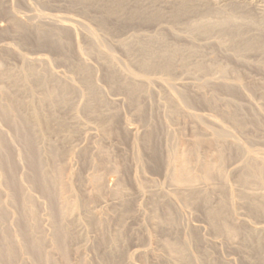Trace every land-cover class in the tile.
Wrapping results in <instances>:
<instances>
[{
    "label": "bare ground",
    "instance_id": "obj_1",
    "mask_svg": "<svg viewBox=\"0 0 264 264\" xmlns=\"http://www.w3.org/2000/svg\"><path fill=\"white\" fill-rule=\"evenodd\" d=\"M73 1L75 3L79 2V5L77 4L78 6H80V4L82 5V8H79L82 11H85V14H90L89 12L91 11L88 12V9H90L91 7L101 9V12H104V16H102L104 17L102 19L104 20V22L100 21V26L104 33L107 34L111 32L112 28L118 27H109L111 29L110 30L106 24L110 21V19H112L110 23L116 20V23H118V25L120 24V22H125L126 24L128 21H133L132 24L135 23V25L137 22H140L139 24L146 23L145 25H159L157 24L158 22L166 20L168 21L167 25H169L170 21V24L171 22L172 24H176L174 25V27L176 26V28L178 26L177 24H180V28H177L178 30L181 29V23H183L185 19L189 20L190 17H197L200 16V14H211L212 16H214L215 14V16L218 17V19H216L217 21L214 20L211 22V20L208 21L209 19L205 20L207 17L209 18V15H207V17L204 16L205 19L201 17L203 20L200 18L201 21L199 20V22H196L197 18H199L197 17L196 20L192 19L193 23H189V21V24L184 23L186 24V26H182L186 27V34L188 33L189 35H191V37H185L194 39L199 36H203L201 38H204V36H206V38H208L207 36L213 37L215 33H218L217 36H214V39L209 38V40H217V42L215 41V43L222 47L219 50L225 49L226 47L227 49L224 51H227L228 48H232V50H229L232 51L234 53H232V55L236 57H233V59L238 58L241 60L240 62H242V60H244L245 58L247 59L248 55L246 56V53L249 52L250 54L253 51H256L255 53H261V55H263L262 57H264V17L254 15L253 13L254 8L256 7V3L258 6L260 3L262 4V0L259 4L258 2L260 0H217L214 2H212L211 0H150L151 4H148L147 2L143 3L144 0ZM72 2L70 1V3ZM4 3L3 5L4 7H6L7 5ZM163 3L164 5L167 4L169 8H164L166 7V5L162 7L161 4ZM1 4L2 3L0 1V7ZM70 6L72 5L70 4ZM2 8H0V12L2 11V13H5L9 9L7 8V10L3 12V10L6 8ZM263 8L262 10L264 12ZM8 11L6 13L11 15V13ZM261 11H259V13L263 14V12ZM97 14L99 16V13ZM10 15H7L6 18L8 16H12ZM211 15L210 19L213 18ZM98 16L94 17L97 18ZM3 17H5V14ZM43 18L40 19L43 21ZM11 19L12 21L10 19L9 21L13 22L15 27L14 30H16V32L14 33L19 32L21 35L19 36H23L22 41H19V38L18 41L20 43L23 42L25 44V41H27V39H30L28 37H31L28 36L30 33L29 28L31 26L26 27L25 25H22L23 21H19L13 16L11 17ZM48 19L49 18L47 17V20ZM105 19L106 21H109L106 22ZM117 20L121 21L117 22ZM54 24L55 23H53V25L51 24V27L49 28H47V26L40 27L41 25H38V28H36L35 33L34 31L31 32L33 33V35L36 34V40L34 41L33 38L31 39L37 44L36 46V44L33 42L35 44L34 47V44L30 42L32 44V47H39V49L43 47H49V49L51 48V50L57 52L60 55L58 57L61 58L58 62L67 61L64 64H72L74 61L72 60L71 62V58L74 59L73 56H77L79 61L76 59L78 62H74L75 64L73 65V68L72 66L71 68L76 74L78 82L86 88H84V94L86 95L85 98H87V102L85 105V113L91 119L101 122L100 126L102 125V133L105 136L112 134V132L110 131L112 130L110 121L115 120L116 122L115 117L118 114L116 111H113L111 113V110L113 108H111L110 110V103L106 101V99L101 93V90H99V88L95 85L93 73L94 71L90 67L91 65L89 66L83 59V56L85 54L80 49V46L77 44V36H75L74 34V27L72 26L73 24L60 23L58 26L53 27L55 26ZM120 26L121 28H123L124 25L122 26V24H120ZM126 26H129L128 23ZM126 26H124V28ZM172 27H170L171 30ZM185 27L182 28L184 29ZM12 28L13 27H9V29ZM251 28H255L257 30V33L254 31L253 33L256 34H251ZM118 29L120 28L118 27L115 30ZM86 31L87 30H85V32ZM165 31L159 34H154L155 37L153 38H151L153 35L147 36L145 34H141L145 35L144 37H139L140 35L136 37L135 35L136 38H133L132 36L131 38L127 39V41H125V39L124 41L120 42V46L123 47V50L125 49L131 59V62L140 70H142L143 72H157L167 78L166 83L169 84L170 88L172 87L175 90V94H177L179 98L187 105H190L195 101H198V103L199 101H203L206 103V105H208L209 103L210 106L213 103H216L218 105V101H220L221 98L220 96H222L220 95L221 93H226L232 98L239 97V88L241 87L238 86V84L236 83H230L227 81V77L230 75H228L229 66L221 65V67H218L215 65L217 63L216 61H214L216 62L214 63V67H218L219 78L215 79V82L214 80H210L208 82L205 81L207 86L210 85L215 87L213 90V95H211L210 97H205L204 100L200 96L195 97L188 90H181L180 88V90H178L176 84H173L175 79L173 78L174 81H171L172 77H175V71L177 72V67L175 68V60H177L176 56H181L180 54L184 51H187L189 54H193L196 53V50L192 48L194 47V44L193 46L191 45L192 47H188L186 44L183 45L185 49H183V46L172 47V44L169 45L167 43L168 41H166V34H163L165 33ZM85 34V38H88L89 41L93 43V39L96 34L92 31H87ZM16 35H18V33ZM99 37L102 38L101 36ZM130 39L134 40L130 42ZM92 43L89 42L88 46H93ZM105 43L106 42L103 41L102 44L104 45ZM186 46L188 47V50ZM8 49L6 48L7 51H9ZM49 49L47 48V50ZM88 50L91 55H97V57L102 61V65L103 67H106H104V69H106L107 71L105 77H108V79L113 83L114 88L119 89V91L122 90V92H126L129 96L128 98H130V104H132V106L137 109L139 115H142V113L144 112V105L142 106V98H145L147 96L145 95V85L148 83V79H139L137 77H133L129 74L121 72L120 69L117 67L115 59L111 56H108L103 49ZM203 51H199V54L204 56V54H202ZM3 53L1 55H3L4 58ZM187 54H185V56L187 58L188 56L190 57V55ZM199 54H197L196 56L194 55L195 57L193 58L200 59V57L198 56ZM186 57H183L182 61L185 59L184 63H186L187 66L184 63L183 64L184 66L189 68V66L191 65H188ZM9 58L14 57H12V54L9 53ZM27 59L28 58L24 60L23 65L20 69L17 68V70H15L14 67L12 71H10L9 69V71L4 69L5 72L7 71L6 74H4L5 72L0 69V72L2 71L1 73L3 74L2 75L0 73V264H19L20 253L24 251L32 256L35 264H60L53 257V255L45 253L44 247L46 241L41 231L40 221L37 215L38 205L35 198L31 195L30 189L39 191L48 198L51 208V216L54 220L52 241L56 246V250L59 251L61 258L67 264L69 261L68 253L70 246L74 242L83 238L82 232L79 231L83 230L79 229L81 228L80 224L83 223H81L82 217H78V212L80 211V207L82 205L74 197V194L68 182L69 178L64 177V175L66 174L65 168L61 166L62 164L60 165V163H62L66 159L65 149H68L66 148V145L68 144L69 140L70 142L72 141L70 137H73V135L71 136V134L75 131L76 128L73 127L74 131H72V125L74 126L76 123L78 124V122H76L77 120H75L76 114H74L73 103L74 94L77 89H74V87L72 86L73 83L71 85V83H69L68 81L60 79L53 72L48 70L47 67L44 66L47 63V61L44 60V64V58L42 60L41 58H37V60L35 61ZM238 59L237 61H239ZM36 61L41 62L43 66L41 67V63H37L41 67L38 68V65H35ZM246 63H248V61H246ZM204 64L200 63L196 66L194 63L196 67H194L196 69L195 72H199L202 74L211 70L210 66L207 67V65ZM1 65L2 63L0 64V68ZM3 66L4 65H2V67ZM211 66L213 65L211 64ZM257 66L259 68L264 69V64H260V62ZM214 67H212L213 70L216 68ZM7 68H12V66H7ZM232 71L234 73L235 70H231L230 72ZM234 74L236 75V73ZM235 78L237 82H239V80L241 79L239 76H236ZM68 79L70 80L72 78ZM255 86H257V84H255ZM244 87L246 88V86ZM168 103L170 107L169 111L171 116L177 115L178 107L176 105V102L172 98H170L168 100ZM228 104L234 105L235 109L231 111L222 110L221 113L227 119L232 121L236 128L239 129V131L245 134L248 133L249 126H251L250 124H252V121L258 120V116L260 114L256 113V111H252L251 109V112L255 113L253 114V117L252 115L249 116L250 118L252 117V119H250L245 113L239 110V106L236 104L235 101L234 103L228 101ZM66 111L72 113L73 117H71V122L73 124H71V122L67 120V118H65V113H67ZM115 112L116 115L114 117L113 113ZM186 115L188 118L192 117L195 120L199 121V123H202L204 121V117L202 115H193L191 113H187ZM112 117H114L115 119H113ZM258 126L260 125L258 124ZM206 127L207 132H205V130L203 131V129L201 128L200 129L202 130V132L195 130V139L193 141L188 143H182L179 147L174 150L172 157L168 162L167 177L170 179V183L174 187V189L182 194L187 205L191 206L194 209H202L205 212L204 214L206 216L208 224L210 225L211 230L213 229V231L217 235L224 236L227 241L231 242L232 244L235 243L236 245H240L239 248L241 246L244 247L246 250L249 248V253L255 255V257L258 259V263L260 262V264H262L264 262V237L262 235V231L253 228L246 229L247 227L245 228L242 223L237 221L236 212L238 208L243 207L252 215L260 217L264 220V157L261 153L257 151L248 152L247 158H245L241 165L237 167L238 169H235L237 170L235 182L237 183L239 189L234 190L233 188H229L228 180L230 174L227 172L226 167L227 164L230 163V161L242 151V145L240 143H237L238 141H231L229 138L231 137V135H229L230 133L221 125L214 124L213 126ZM130 129L127 131L134 135V131ZM115 130L116 129H114L113 132H116ZM149 130V134L147 136L145 135L144 137V142L147 146V151L151 150L153 152H156L157 146L154 144L152 145V140L154 139L152 137L156 138V134H158L157 132L160 130L157 128H151ZM52 133H56L55 136H57V134L60 135V137L59 135L57 136V138L59 137L61 139L60 145H56L53 142L52 144L48 142L49 135ZM247 135H249V133ZM249 137H251L250 135L248 136V139H252V137ZM256 137L260 138L259 135H257ZM233 139L234 137L232 138V140ZM70 142L68 145L72 143ZM16 144L23 148V150H21L22 153H19L17 157L12 155V153H14L12 151L15 149ZM204 146L207 147L206 149H208L210 153L214 152V154L209 153L206 158L203 157L200 153L203 150ZM100 147L97 149V152L101 157H99V162H102L108 157V154L105 150ZM70 148L72 147L70 146ZM82 151L84 152V150ZM83 154L84 156L88 155V153L86 155L85 153ZM64 156L65 159L61 162L60 160L64 158ZM158 157H155L153 159L158 160ZM51 158L56 159L53 160L54 163H52L53 161L50 160ZM85 158L87 159L89 158V156ZM50 161L52 164L50 163ZM55 161H57L58 163ZM21 163L26 164L25 167L27 166V172L25 173L24 179L29 182L30 188L27 186V188H25L22 183L23 179L18 176L17 170L18 168H20L18 166ZM92 164L96 166L97 163L93 162ZM154 164H156V162ZM156 166L157 165H155L154 167ZM114 170L115 173L121 172V169L118 167L114 168ZM235 170L233 173H235ZM104 175L105 174L98 172L92 174L90 178V183L94 189V195L99 197L105 191L107 192L104 184ZM120 182H122V180H120ZM134 183L137 186V191H139L137 193H140L138 183L136 181ZM118 184V189L116 188V190H113V192H111L114 197H119L121 192L125 188V183ZM213 195L218 196V200L217 202H215V205H213L214 202L212 201ZM156 205L158 208L160 206V203L157 202ZM9 206L14 207L17 210L18 214V219L15 224L17 230L14 233H11L12 229L10 230L7 225ZM132 207L131 205L126 204L124 208H122V210L119 209V219H126L127 217H129V215H132V213L134 212ZM166 211L167 212H165L164 214L165 217L163 219V225L166 226L168 229H172L173 227H175V221L172 214L173 209L171 207H167ZM83 212L84 217L82 218V220L86 219L85 222H88L89 225L94 226L95 223L97 224L95 211L92 208L83 207ZM134 214L132 216H134ZM121 229L122 228H117L116 233L112 237L108 238L103 235L105 232H103V230L101 231L99 228V230L103 233L101 234L100 232L99 234L102 237L98 235L100 237L99 245L105 248L108 247L106 248V250L108 249L110 251L107 252L109 254L106 256V261L104 264H132L129 261L130 258L129 260L127 259V261H125L126 258L124 259L125 256L123 254V244L125 245V239L122 236L123 232L121 231ZM173 230H171V232L174 233L175 231ZM175 234L176 232L174 233L173 239L165 240L164 243L168 255L171 258V260H169L167 264H196L190 253L187 252V247L185 246L186 244L190 246L191 243L196 246L194 247L198 250L199 254L201 255L200 262L202 264H216L213 260L210 259L211 255L209 254V249L207 250L206 248H204V246H202V239L200 240L199 234L196 232V230H191L185 245L181 240L183 238H175L176 235L179 236V234ZM232 244L230 246H233Z\"/></svg>",
    "mask_w": 264,
    "mask_h": 264
},
{
    "label": "rangeland",
    "instance_id": "obj_2",
    "mask_svg": "<svg viewBox=\"0 0 264 264\" xmlns=\"http://www.w3.org/2000/svg\"><path fill=\"white\" fill-rule=\"evenodd\" d=\"M0 1L2 3L0 8H2V6L3 8H6L3 10V12L7 10V8H9L8 9L9 11L8 10L7 11L10 12L11 15L17 18L19 21H23L22 25H25L26 27L31 26L29 28L30 33L28 35L31 37H28L30 39H27L29 44L27 41H25L26 43L24 44L23 42H21L22 43L21 45L19 41H22L23 36L20 37L21 35L19 32H17L18 35H16L17 33H14L16 32V30H14L15 28L14 24L13 22H11L12 16L10 14H7L6 13L7 11L5 13H2V11L0 12L1 15L0 16V35H1L0 52L2 53L4 52L3 53L4 58L3 55H1L2 53H0V64L2 63V65H4L3 67L1 65L0 69L3 72H5V70L8 69L12 71V69L14 68L15 70H17V68L20 69L22 67L23 62L26 58H28L27 60H33V61L37 60V58L39 59L41 58V60L44 58L43 59L44 64H45L44 60L47 61L46 65L44 66H46L48 70L53 72L60 79L64 81H68L69 83H71V85L73 83L72 86L74 87V89H77V91L74 94L73 103H74V114H76L75 120H77L76 122H78L79 125L77 123L74 126L72 125V131H74L73 127H76L75 131L73 132L75 135L73 133L71 134V136L73 135V137H70L72 143L69 140L71 144L68 145L69 144L68 142V144L66 145V148H68L65 149L66 159L64 156V158L59 160L62 162L65 159L62 163H60V165L62 164L61 166L65 168V173L67 174V175L65 174L64 177L69 178L68 182L72 189L74 197L82 205L80 207V211L78 212V217L79 218L84 217L83 207L92 208L95 211L98 228L96 223L94 226L89 225L88 222H87L88 224L85 222L86 219L82 220L81 218V223L82 222L83 223L80 224L81 228L79 229H83L84 231L79 229L78 230L82 232L83 238L74 242L70 246L68 253L69 261L67 264H104L106 261L105 260L106 256L109 254L107 252L110 251L108 249H107L108 251L106 250V248L108 247L105 248L99 245L100 237H102L99 234L103 230V232L105 233L103 234L101 232V234L105 235V237L110 238L116 233L117 228L118 229L122 228L121 229V231L123 232L122 236L125 239V240L123 239L125 243V245L123 244L124 247L123 254L125 256L124 259L126 258L125 261H127V259L129 260L130 258L129 261L132 264H167L169 260H171V258L169 257L168 252L165 248L164 245L165 240L173 239L174 233L176 232V234H179V236L175 234L176 235L175 238L177 237L183 238L181 240L185 245L186 241L188 240L189 233L191 232L192 229L196 230V232L199 234L200 240L202 239L201 241L202 246H204V248H206L207 250L209 249L208 251L209 254L211 255L210 259L213 260L216 264H228V263L229 264H260V262L258 263V259L255 257V255L249 253V248L247 250L242 246L239 248L240 245H236L235 243L232 244L231 242L227 241V239L224 236L217 235L213 231V229L211 230L210 225L208 224V221L204 214L205 212L202 209H194L186 204L182 194L179 191L177 192L174 189V187L171 185L170 179L167 177L168 176L167 170H168V162L171 159L174 150L177 147H179L182 143L185 142L188 143L193 141L195 139L194 137L196 133L195 130L202 132L201 129H203V131L205 130V132H207L206 126L209 127V126H213L214 124H219L230 133L229 135H231L232 138L234 137L233 140L231 137H229L231 141L233 142L238 141L237 143H240L242 145V151L234 159H232L230 163L227 164L226 167L227 172L230 174L228 180V187L231 189L233 188L234 190L239 189L237 183L235 182L236 173H237V170L235 169L241 165V163L244 161L245 158H247L248 152L257 151L261 153L262 156L264 157V125H263L264 124V117H263L264 90H262L264 89V69L259 68L257 66L259 62L260 64H264V57H262L263 55H261V53L259 52L255 53L256 51L255 52L253 51L254 53L251 52L252 54L251 53L249 54L248 52L246 53V56L248 55L247 59L245 58L246 57L245 56L244 57L245 59L242 60V62L245 63H242L240 62L241 60L238 58L237 59L239 61H237V59H233V57L234 58L236 57L233 56L232 55L233 52L229 50V49L232 50V48H228L227 51H224L227 49L226 47L225 49L219 50L222 47H220L217 43H215V41L217 42V40L214 41L212 40L215 38L214 36L218 35V33H215V35L213 34L214 35L213 37L207 36L208 38H206V36H204V38H201L203 36H199L194 39L185 37V36L191 37V35H189L188 33L186 34L187 32V30H185L186 24L184 23H188V21L190 23L192 22V19L196 20L197 17L199 18H197L196 22L197 21L199 22V20L201 21L202 19L201 17L205 19L207 15H209V18L207 17L205 20L209 19L208 21L211 20L212 22L218 19V17L215 16V14H214L215 17L212 16L211 14L206 13L207 15L200 14V16L197 17H193V18L190 17L189 20L185 19L183 23H181V29L178 30L177 28H180L179 26L180 24H177L178 26L176 28V26L174 27V25L176 24H172V22L170 24V21H169V25H167L168 21L166 20L158 22L157 24L159 25H155V24L145 25L146 23L139 24L140 22H137L135 25V23L132 24L133 21L131 22L126 21L129 25L128 27L126 26L127 23L125 24V22L122 23L120 22L121 20L120 21L117 20V22H120L122 26L123 25L126 26L125 28L124 26L123 28H121L120 24L118 25V23H116V20L110 23L112 19H110V21L109 20L106 21L105 19L106 22L109 21L108 22L109 25L108 23L105 22L108 28L118 26L121 29V30L120 29L115 30L118 27L112 28V30H114L112 31L109 28L111 32L107 34L104 33V31L100 26L101 25L100 21L104 22V20H102L104 18L102 17L104 16V12L103 11L101 12V9L99 8L91 7L90 9H88V12L91 11L89 12L90 14H85L84 13L85 11H82L80 9L82 8V5L80 4V6H78L79 2L75 3L73 0H70L71 2L73 1L72 3H70L69 0H5V3L4 0H0ZM149 1L144 0L143 3L147 2L148 4H151L152 0L150 1V3ZM211 1L214 2L217 0H211ZM263 1L264 0H262V4H261L260 3L261 0H260L258 2V4L260 3L258 6L256 3V7L254 8V11L256 12L253 11L254 15L264 17V12L262 10V8L264 7ZM3 3L6 4L7 6L4 7ZM70 4L72 6H70ZM161 5L162 7L166 5V7L164 8L168 7L167 4L164 5V3ZM258 10L259 11L262 10L261 12H263V14L259 13ZM96 12L99 13V16ZM4 14L5 17H3ZM7 15H10L11 17L8 16L6 18ZM210 15L213 17L212 19H210ZM94 16H98V17L96 18ZM43 17L46 19H44ZM47 17L49 18L48 20ZM8 18L11 21H9ZM40 18L41 19L43 18V21ZM95 20L98 22H96ZM36 21L38 24L36 23ZM53 23H55L54 24L55 26L53 27L58 26L60 23L73 24L72 26L74 27V34L75 36H77L76 40L78 42L76 43L80 46V49L85 54L83 56V59L86 61V63L89 66L91 65L90 67L94 71L93 73H94L95 85L99 88V90H101V93L106 99V101L110 103L109 105L110 110L111 108H113L111 110V113L113 111H116L118 114L115 117L116 112L113 113V116L116 118V122L115 120L110 121V125L112 128V130L110 131L112 132V134L110 135L107 134L108 136H105L102 133V128H101L102 125L100 126L101 122L91 119L85 113L86 112L85 105L87 102L86 100L87 98H85L86 95L84 93L86 88L82 86L81 83L78 82L76 74L72 69L73 65L79 61L77 56L74 55L73 58L75 60L77 59L78 61L77 60L75 61L74 59L71 58V62L73 60L75 63L73 62L72 64L70 63L64 64L67 61L63 62L61 60L63 62L62 64V62H58L61 58L58 57L60 55L57 52L51 50V48L49 49V47H45L46 48L45 49L43 47L39 49V47L38 48L32 47V44L34 43L36 44V42H34L36 40V34H34L35 35L34 36L33 33L31 32L34 31L35 33V30L36 28H38V25L39 26L41 25L40 27L47 26V28H49L51 27L50 26L51 24L53 25ZM8 26L13 28L9 29ZM32 26L34 29L32 28ZM170 27H172V30L175 28L174 29L175 33L174 30L172 31ZM182 27L185 28L183 29ZM161 29L163 31L166 30L165 33L163 34L164 35L166 34L165 35L167 39L166 41H168L167 43L169 45L172 44V47H176V46L182 47L185 44L188 47H192L194 44V47L192 48L196 50L197 54H199L204 50L202 53L204 54V56L200 54L198 55L202 60H200L199 58L197 59L193 58L197 55L196 53L189 54L187 51H184L186 52L184 53L182 52L183 50L181 51L182 52L180 54L181 56L179 55L176 56L177 60H175L176 63L175 68L177 67L176 68L177 72L175 71L174 73L175 77H172L171 81L173 82L174 81L173 78L175 79L173 84L174 85L176 84L178 90L180 89L188 90L195 97L200 96L202 97V99H204L205 97H210L211 95H213L214 93L213 90L215 87L210 85L207 86L205 81L208 82L210 80L212 81L214 80L215 82V79L219 78L218 67H221L222 65V66H229V68H231V69L228 68L229 70L228 75L230 74L232 77L230 75L229 76L227 75L228 76L227 81L230 83H236L238 84V86L241 87L239 88V95H238L239 97L232 98L226 93L223 94L221 93L220 94L222 95L220 96L221 102L218 101V105L216 103H213L214 105L211 104V106L209 103L208 105H206V103L203 101L202 102L199 101V103L198 101L197 102L195 101L194 103L187 105L179 98L177 94H175V90L172 87L170 88L169 84L166 83L167 78H165L162 74H159L157 72H143L137 66H135L131 62V59L127 54V52L125 51V49L123 50L122 49L123 47L120 46L121 44L120 42L124 41L125 39H126L125 41H127V39L131 38L132 36L134 38L135 35L136 37H138L139 35H140L139 37L142 36L144 37L145 35L147 36L153 35L152 37L149 36L153 38L155 37L154 34L157 33L159 34L163 32ZM85 30L92 31L93 33L96 34V36L93 39V43L89 41L88 38H85L86 37L85 33L87 32V31L85 32ZM252 30H251L252 32L250 31L251 34L254 31L257 33V30L255 28H253ZM141 34H145V35H141ZM99 36H101L102 38H100ZM31 38H33L34 41ZM209 38L212 39L209 40ZM101 39L104 42H106L104 45L102 44L103 41ZM191 39L193 43L191 42ZM130 40L128 41L132 42L134 39L133 40L130 39ZM87 42L92 43L93 46H88L89 44ZM25 45L30 47H26ZM187 46L186 48L188 50ZM6 48L7 49L9 48L8 49L9 51H7ZM47 48L49 50H47ZM10 49L11 52L14 53H11ZM88 49L90 50L103 49L108 56H111L115 59L117 67L120 69L121 72L129 74L130 76L133 77H137L139 79H143V80L148 79V83L145 85V92H146L145 95L147 96L145 98H142L143 101L142 106L144 105L143 106L144 112L142 113V115H139L137 109L134 106H132V104H130L131 101L130 98H128L129 96L126 92H122V90L119 91V89L114 88L113 83L108 79V77H105L107 71L106 69H104L105 66L103 67L102 61L97 57V55L94 54L91 55ZM183 49H185V47ZM9 53L12 54V57L14 58H9ZM185 54L190 55V57L188 56L187 58ZM182 56L187 58L186 61L188 62V65H191L189 66V68H187L186 67L187 64L184 63L185 59L182 61L183 58ZM5 57L8 58L6 59ZM179 59L182 61V63ZM214 61H216L218 64ZM246 61H248V63H246ZM37 63L40 64L41 62L36 61L35 65ZM183 63L186 66H184ZM194 63L196 66L200 63L207 65V67L210 66L211 70L208 71L209 73L208 72L202 73L203 75L199 72L198 74L197 72H195L196 67ZM214 63H216L215 65L218 66V67L215 66L217 69L214 67ZM39 64H37L38 66L37 65L36 66L38 68H41L43 65L41 63L40 65L41 67H40ZM211 64L213 66H211ZM7 66L8 67L12 66V68H7ZM212 67H214L215 69L213 70ZM187 69L190 72H188ZM231 70H235L234 73H236V75L233 73V71L230 72ZM6 73L7 71L4 74ZM215 75L218 77H216ZM236 76L237 77L239 76L241 78L239 82H237L235 78ZM68 78H72V79L69 80ZM255 84H257L258 87L255 86ZM243 85L246 86V88ZM253 86H255L256 88ZM198 93H200L201 95ZM202 94L204 95V97ZM170 98H172L176 102V105L178 107L177 109L179 115L178 114L175 116L173 115L174 118L173 116H171L169 111L170 107L168 100ZM228 101H231L233 103L235 101L236 104L239 106V110L245 113L248 117L251 115L253 117V114L255 113V112H251V109L252 111H256V113L260 114L258 116V120L252 121V124H250L251 126H249L248 133L252 137V139H248L249 136L247 135L248 133L245 134L239 131V129L236 128L234 123L229 119H227L221 113L222 110L231 111L235 109V106L232 104H228ZM66 112L67 113H65L66 114L65 118H67V120L71 122L72 121L71 117H73L72 113H69V111ZM187 113H191L193 115H202L204 117V121L202 123H199V121L195 120L192 117L188 118L186 115ZM114 117L112 118L115 119ZM252 117L249 118L252 119ZM71 124L73 123L71 122ZM258 124L260 126H258ZM129 126L131 127V129ZM113 128L116 129L115 130L116 132H113L114 130ZM128 128L134 131V135L127 131L129 130ZM151 128H157L160 130L157 132L158 134H156V138L152 137L154 138L152 140V145L154 144L157 146L156 152H153L151 150L147 151V146L144 142V137L145 135L147 136L149 134L150 131L149 129ZM55 134L56 133L54 134L52 133L49 135L48 142L51 144L53 142L56 145L58 144L60 145L61 144V139L59 138L60 135L57 134V136L59 135V137L57 138ZM257 135H259L260 138H257L256 137ZM70 146L72 148H70ZM99 147L105 150L108 154V157L102 162H99L101 158L99 153L97 152V149ZM20 148L22 147L16 144L14 149L15 151L14 150L12 151L14 152L12 153V155L17 157L19 153L21 154L22 153L21 150H23V148L22 149ZM206 148L207 147L204 146L203 150L200 153L205 158L210 153L209 150ZM82 150H84V152ZM83 153H85V155L88 153V155L84 156ZM210 154H214V152ZM82 155L84 158L82 157ZM88 156L89 158H87L88 159L87 160L85 157ZM155 157H158V160L153 159ZM50 160L53 161L56 159L51 158ZM153 161L154 163L156 162V164H154ZM91 162L97 163L96 166H94ZM52 163H54V161ZM25 165L26 164L21 163L18 166L20 167L17 170L18 176H20L23 179L22 181L23 186L25 188L27 187L30 188L29 182L26 179H24L25 173L27 172V166L25 167ZM155 165H157L156 166L157 168L154 167ZM116 167L120 168L121 172L115 173L114 168ZM234 170L235 173H233ZM98 172L105 174L104 184L108 192L107 193L105 191L100 197L94 195V189L90 183L91 175ZM120 180H122V182H120ZM135 181L138 183V187L140 188V193H137L139 191H137L138 189L136 188L137 186L134 183ZM118 183L120 184L125 183L124 185L125 188L121 192L119 197H114L111 192H113V190H116V188L119 186ZM30 193L35 198L38 205L37 215L40 221L41 231L46 241L44 247L45 253L53 255V257L60 264H66L65 261L61 258L59 251L56 250V246L52 241L54 220L53 217L51 216V208L48 198L36 190L30 189ZM217 200H218V196L213 195L212 201L214 202V204L213 202L212 204L215 205L216 204L215 202H217ZM155 201L156 203L157 202L160 203V206L158 208ZM126 204L131 205V207L133 206L132 208L134 212L132 213V215L134 213L135 214L134 216L129 215V217H127L126 219L124 218L120 220L119 209L122 210V208H124ZM167 207H171L173 209L172 214L175 221L174 222L175 227H173L172 229L170 228L168 229L166 226L163 225L164 223L163 219L165 217L164 214L165 212H167L166 211ZM17 219H18L17 210L14 207L9 206L7 225L10 230L12 229L11 233H14L17 230L15 225ZM236 219L237 221L242 223L245 228L247 227L246 229H251V228L256 230L259 229L260 231H262V235L264 237V232H263L264 220L262 218L252 215L246 209L241 207L237 209ZM99 228L101 231L99 230ZM171 230L175 232L173 233L171 232ZM231 244L233 246H230ZM185 246L187 247V252L190 253V255L193 257L195 263L202 264L200 262L201 255L199 254L198 250L195 248L196 246L193 245L192 243L190 244V246L187 244ZM245 250L248 252H246ZM19 264H35V263L33 261L32 256L24 251L20 253Z\"/></svg>",
    "mask_w": 264,
    "mask_h": 264
}]
</instances>
